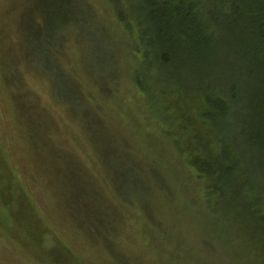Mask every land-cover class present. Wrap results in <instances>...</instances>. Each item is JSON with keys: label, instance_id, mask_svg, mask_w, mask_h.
I'll list each match as a JSON object with an SVG mask.
<instances>
[{"label": "rangeland", "instance_id": "374dc122", "mask_svg": "<svg viewBox=\"0 0 264 264\" xmlns=\"http://www.w3.org/2000/svg\"><path fill=\"white\" fill-rule=\"evenodd\" d=\"M145 2L0 0V264H264L254 60L141 62Z\"/></svg>", "mask_w": 264, "mask_h": 264}, {"label": "trees", "instance_id": "16d2710c", "mask_svg": "<svg viewBox=\"0 0 264 264\" xmlns=\"http://www.w3.org/2000/svg\"><path fill=\"white\" fill-rule=\"evenodd\" d=\"M111 1L116 3V0ZM200 1L204 2L146 0L143 14L136 19H139L138 37L143 40L146 48L145 53L140 55L141 62L155 60L157 66L164 67L176 62L173 53H177L178 57L183 54L180 57L182 66L203 78L206 74L202 66L210 64L213 58L219 64L220 56H223L221 53L226 49L235 50L236 61H244L247 56L254 60L253 74L250 76L252 82L248 83L264 86V0H208L207 10L203 9L208 22H203L196 10ZM212 25L220 39L219 43L214 41V32L210 28ZM178 43L182 44L181 49ZM258 72L262 76H258ZM263 90L255 95L253 103L245 95L250 105L242 128L245 129L247 145L257 153L264 168V109L259 110L264 107ZM219 100H216L214 106L223 115L226 105ZM219 176H223V171L220 170ZM215 182L211 181L209 187Z\"/></svg>", "mask_w": 264, "mask_h": 264}]
</instances>
